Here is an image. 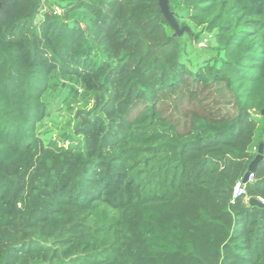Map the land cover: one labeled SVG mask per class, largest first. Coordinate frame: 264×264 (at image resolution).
<instances>
[{
  "label": "trees",
  "instance_id": "obj_1",
  "mask_svg": "<svg viewBox=\"0 0 264 264\" xmlns=\"http://www.w3.org/2000/svg\"><path fill=\"white\" fill-rule=\"evenodd\" d=\"M55 1L0 0V264H264V0Z\"/></svg>",
  "mask_w": 264,
  "mask_h": 264
},
{
  "label": "rangeland",
  "instance_id": "obj_2",
  "mask_svg": "<svg viewBox=\"0 0 264 264\" xmlns=\"http://www.w3.org/2000/svg\"><path fill=\"white\" fill-rule=\"evenodd\" d=\"M44 1L52 4V6H54L55 11H60L59 8L56 6L55 0ZM25 11H27V9ZM173 32L177 34L181 33V30L179 28H173ZM178 39L184 51L181 56L182 61L186 62L187 56L191 54V59L209 58L212 60L213 63H216L215 51L213 50L214 42L212 37L204 34L202 38L195 40L191 35H188L186 31H183L182 34L178 35ZM190 67L192 69H195V66L192 63H190ZM61 84L63 87L65 86V82H62ZM77 93L81 94L79 90H77ZM58 95V88L56 87L55 89H51L50 91H48L44 96V98L49 102L50 106L53 109L50 115L46 117L39 125V129L44 132L45 136L68 133L71 130V123H69V119L71 118L72 113V110L69 109V107H76L80 103V95H78L76 99H73L71 95L65 96L64 94H61V100L65 96V101L62 100L60 103H58V100L60 99L57 98ZM66 95H68V93H66Z\"/></svg>",
  "mask_w": 264,
  "mask_h": 264
},
{
  "label": "water",
  "instance_id": "obj_3",
  "mask_svg": "<svg viewBox=\"0 0 264 264\" xmlns=\"http://www.w3.org/2000/svg\"><path fill=\"white\" fill-rule=\"evenodd\" d=\"M158 3H159V6L162 10V12L165 14V15H169L168 12H167V5H166V0H158ZM174 24V23H173ZM174 28H177L175 25H174ZM261 115H264V110H262L260 112ZM263 140H264V132H263ZM261 146H262V143H259L258 145V149H257V153L254 155L253 159L250 161L249 165H248V169H247V172L245 173L244 177H243V181L245 182L247 180V177H248V174L249 172L253 171L258 160L261 158ZM249 204L251 205H258V206H264V204H262L257 198H254V197H251L249 198L248 200Z\"/></svg>",
  "mask_w": 264,
  "mask_h": 264
},
{
  "label": "built area",
  "instance_id": "obj_4",
  "mask_svg": "<svg viewBox=\"0 0 264 264\" xmlns=\"http://www.w3.org/2000/svg\"><path fill=\"white\" fill-rule=\"evenodd\" d=\"M256 148H254L255 150ZM253 180V174L251 172H249L247 180L244 182L243 178L238 180L232 190V196H231V202H233V200L237 197L243 196L245 193V185L247 182L252 181ZM257 199L264 204V199L262 197H257Z\"/></svg>",
  "mask_w": 264,
  "mask_h": 264
}]
</instances>
